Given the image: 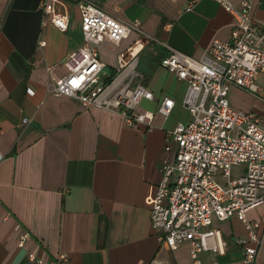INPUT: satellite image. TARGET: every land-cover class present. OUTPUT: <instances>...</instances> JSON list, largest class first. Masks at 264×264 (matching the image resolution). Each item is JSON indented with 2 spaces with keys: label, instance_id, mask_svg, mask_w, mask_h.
<instances>
[{
  "label": "crops",
  "instance_id": "obj_1",
  "mask_svg": "<svg viewBox=\"0 0 264 264\" xmlns=\"http://www.w3.org/2000/svg\"><path fill=\"white\" fill-rule=\"evenodd\" d=\"M62 1L69 16L63 33L40 0H0V264H37L30 254L40 264L58 254L67 264H190L188 242L169 250L150 224L164 148L174 127L191 119L180 103L186 85L160 61L169 48L200 59L213 39H230L232 16L213 0H85L121 22H140L120 44L99 47L103 82L116 73L119 54L141 46L136 70L153 100L136 111L151 119L129 127L117 114L50 94L52 78L67 73L65 57L82 44L77 0ZM229 1L238 7L244 0ZM250 1L264 28V0ZM189 4L192 10L184 11ZM256 84L257 93L231 88L228 101L264 124V76ZM165 97L174 101L168 118L157 112ZM247 217L260 224L256 264H264V204ZM212 228L221 232L224 254L204 252L202 264H241L236 241L246 238L243 225L231 218L214 220Z\"/></svg>",
  "mask_w": 264,
  "mask_h": 264
},
{
  "label": "built area",
  "instance_id": "obj_2",
  "mask_svg": "<svg viewBox=\"0 0 264 264\" xmlns=\"http://www.w3.org/2000/svg\"><path fill=\"white\" fill-rule=\"evenodd\" d=\"M213 1L232 16L230 39H213L200 59L169 48L160 61L186 85L180 103L191 119L174 127L164 148L162 177L149 199L150 224L169 250L188 242L190 264H202L204 252L224 254L221 232L212 228L213 221L235 218L246 232L245 239L236 241L241 264H256L260 224L248 219L247 213L264 204V124L254 112L233 109L228 91L234 87L258 92L256 77L264 76V28L254 21L250 0L238 7L229 0ZM40 3L51 25L65 32L69 16L63 1ZM77 6L82 44L65 57L67 73L52 78L50 94L72 98L86 109L117 114L129 127L148 125L150 114L136 111L143 100H153L136 72L141 46L117 56L116 75L109 84L102 82L105 65L99 58L103 42L120 44L139 29L140 22H121L85 0H77ZM191 10V4L184 9ZM47 72L51 74L52 67ZM173 107L174 101L165 97L157 112L168 118ZM239 166L242 169L234 174L233 168ZM262 230L264 235V222ZM27 239V233L20 234L18 247L23 248ZM28 258L40 264L32 254ZM67 260L65 254H58L51 264H67Z\"/></svg>",
  "mask_w": 264,
  "mask_h": 264
},
{
  "label": "trees",
  "instance_id": "obj_3",
  "mask_svg": "<svg viewBox=\"0 0 264 264\" xmlns=\"http://www.w3.org/2000/svg\"><path fill=\"white\" fill-rule=\"evenodd\" d=\"M140 74L142 76H144L142 73H140ZM115 75H116V73H114L113 70L110 71V75L107 78L104 79L103 83L104 84H109L112 81V79L115 77Z\"/></svg>",
  "mask_w": 264,
  "mask_h": 264
},
{
  "label": "rangeland",
  "instance_id": "obj_4",
  "mask_svg": "<svg viewBox=\"0 0 264 264\" xmlns=\"http://www.w3.org/2000/svg\"><path fill=\"white\" fill-rule=\"evenodd\" d=\"M136 72H137V70H136ZM132 86H133V85H132ZM186 121H187V118L184 119L183 121H181V123H185ZM241 169H242L241 166H239V167H234V168H233V173H234V174H237Z\"/></svg>",
  "mask_w": 264,
  "mask_h": 264
}]
</instances>
